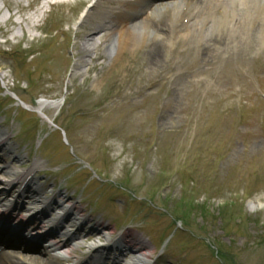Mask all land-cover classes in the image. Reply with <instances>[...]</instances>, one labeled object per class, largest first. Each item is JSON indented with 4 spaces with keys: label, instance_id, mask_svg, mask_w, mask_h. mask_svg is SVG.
Returning a JSON list of instances; mask_svg holds the SVG:
<instances>
[{
    "label": "rangeland",
    "instance_id": "rangeland-1",
    "mask_svg": "<svg viewBox=\"0 0 264 264\" xmlns=\"http://www.w3.org/2000/svg\"><path fill=\"white\" fill-rule=\"evenodd\" d=\"M58 12L59 20H67L74 9L65 6ZM4 13L7 19L9 14ZM58 26L64 34H58L54 43L67 50L62 55L57 52L56 57L61 64L67 61L69 68L64 71L65 66H60L61 70H56L49 65L38 71L33 86L21 82L15 87L11 80L5 86L8 90L15 87L18 94L25 90L20 95L26 101L60 97L65 104L59 114L46 108L41 115L28 112L22 117L30 115L33 123L37 122V129L54 130V125H59L62 130L56 131L57 136H49L54 148H59L64 135L71 142L78 139V158L89 168L95 165L97 171L86 173L99 183V173L102 174L110 185L124 189L120 192L133 198L130 214L148 226L144 236L160 239L161 234L151 230V219L166 231H171L172 223L181 226L170 241L169 253L159 259V264H167L168 260L174 264H215L217 253L232 264L235 258L236 264H264V131L257 135L246 128L250 101L241 93L242 88L222 72L221 65L212 73L221 82L210 85L206 84L207 76L196 70L179 72L178 68L164 76L160 68L152 70L147 66L141 75L129 74L128 69L134 68L132 54L123 59L124 69L110 70L104 60L87 79L85 70L75 68L73 49L80 42L75 35L67 34L71 25ZM1 30L7 31L0 27ZM36 64L39 63H33ZM101 69L104 79L94 86L93 79ZM17 78L22 79L23 75ZM149 78L155 86L130 99L134 104L131 108L135 107L130 110L137 113L135 116L111 114L108 109L116 111L119 101L124 103L119 95H129L134 90L133 83L146 86ZM112 85L115 87L111 88ZM172 91H177L176 104L169 98ZM253 91L248 96L264 104V92L258 83ZM113 100L114 107L110 105ZM169 107L171 112L167 114ZM3 125L6 121L0 118V126ZM68 146L51 150L52 154L47 149L46 157L53 160L52 165L69 155ZM16 150L21 157L27 154L26 148ZM0 157H4V152ZM126 203L118 204L116 211L121 212Z\"/></svg>",
    "mask_w": 264,
    "mask_h": 264
},
{
    "label": "bare ground",
    "instance_id": "bare-ground-1",
    "mask_svg": "<svg viewBox=\"0 0 264 264\" xmlns=\"http://www.w3.org/2000/svg\"><path fill=\"white\" fill-rule=\"evenodd\" d=\"M1 1L6 7L5 0ZM71 1L61 0L54 7L71 6ZM87 2L94 4L81 20L76 32L81 43L75 46L77 67L80 71L87 69L85 75L94 71L102 58L109 61L110 70L123 68V59L133 54L134 69H128L129 74L136 72L141 75L150 66L152 70L160 68L164 76H168L178 68L181 69L179 72L183 69L198 70L197 57L199 59L201 55L202 64L209 69L199 70L208 76L207 80L212 74L209 70L223 60V64L227 62V70H232L235 84L245 85V91L250 92V84L254 85L257 81L264 90V0H81L80 3ZM1 8L0 5V16ZM52 9L50 2L45 0L34 19L26 18L18 23L20 27L25 23L23 34L28 33L30 39H38L40 35L37 32L41 28L38 23ZM9 10H14V7H9ZM23 13L22 10L10 12V22L13 23V19ZM76 13L78 10L67 21L78 19ZM96 30H99L98 34L92 33ZM179 77L176 75V79ZM101 79H104V75L96 78L93 85H97ZM212 80L221 82L214 77ZM154 86L155 82L150 78L146 86L133 83L134 90L127 96L120 95L124 103L119 101L116 111L111 110V114L135 116L137 113L132 111L135 107L131 108L134 104L130 99ZM174 95L177 96V91L169 92L170 101L176 104L178 96ZM248 98L247 128L253 134L260 135L263 131L259 121L264 105L259 104L253 96ZM50 105L57 111L61 109V104ZM39 108L42 109L43 104ZM170 109L165 113H170ZM75 209L80 211L79 208ZM125 245L135 254L130 264H149L148 246L144 247L142 242L134 245L130 241Z\"/></svg>",
    "mask_w": 264,
    "mask_h": 264
}]
</instances>
